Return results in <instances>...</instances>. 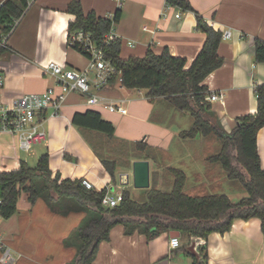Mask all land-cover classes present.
I'll return each mask as SVG.
<instances>
[{
	"label": "crops",
	"instance_id": "crops-1",
	"mask_svg": "<svg viewBox=\"0 0 264 264\" xmlns=\"http://www.w3.org/2000/svg\"><path fill=\"white\" fill-rule=\"evenodd\" d=\"M69 1L27 0L23 13L26 15L18 23L17 34L21 33V36L9 45L8 39L18 19L8 26L9 30L14 26L6 41L13 63L0 61L1 103H11L22 94L37 93L53 86L55 78L45 69L51 61L75 69L86 67L85 55L67 44V23L74 18L65 11ZM188 1L194 11L166 6L165 0H79L83 12L93 11L98 17L115 14L119 3L121 11L114 24V33L120 39L119 54L123 58L143 56L148 49L160 53L166 48L172 55L186 58V66H189L205 37L197 29L195 11L214 28L230 30V37L221 38L218 44L217 54L222 57V62L202 81L209 92L223 93L221 100L208 104L211 117L229 132L236 125L237 117L255 111L254 86L264 84V61L258 62L255 55L256 38L264 41V0ZM176 13H180L179 18L175 17ZM26 17H29L28 22L21 24ZM9 30L0 27V34ZM32 36H35L34 49L27 47ZM91 91L116 105L122 104L127 112L118 114L102 105L88 104L77 91L67 93L60 113L43 121L47 141L39 144L42 147L37 150L39 155L48 154L49 167L54 174L58 172L62 178L86 179L95 189L112 184L122 190L117 187V184L123 186L120 185L121 174L127 173L130 176L127 187L132 185V162L147 159L150 182L153 170L159 166H166L165 169L173 166L186 174V193L199 190L198 186L208 178L211 190L223 189L222 193L229 194L221 186L232 180L220 164L209 160L210 155L199 160L191 153L192 139L200 135L187 140L179 137V132L191 125L188 112L177 109L163 97L148 100L146 89L125 88L118 81L109 82L100 89L92 87ZM87 109L98 111L102 119L112 123L114 134L111 137L72 124L73 114ZM118 123L125 127L115 135ZM256 138L260 167L264 169V125L258 129ZM138 142L147 145V154L140 157L136 155ZM215 142L218 151L219 143ZM155 150L165 157L163 163L151 154ZM176 150L181 152L180 159L186 160L182 166L174 164ZM102 159L117 161V180L112 181L105 172ZM19 160L12 161L11 169L18 168ZM72 161L84 165L85 169ZM216 164L220 166V172ZM21 197L22 204L19 199L17 212L0 222V232L6 236H3L6 244L13 251L12 264H65L70 261L75 249L64 245L62 240L84 213L62 215L50 210L41 197L32 205L24 192ZM124 229L119 224L111 228L108 239L99 244L92 264H264V234L257 218L234 220L222 235L211 232L205 239L178 230V235L164 231L147 239L144 233L127 234ZM174 237L178 245L172 247L170 239Z\"/></svg>",
	"mask_w": 264,
	"mask_h": 264
},
{
	"label": "trees",
	"instance_id": "trees-1",
	"mask_svg": "<svg viewBox=\"0 0 264 264\" xmlns=\"http://www.w3.org/2000/svg\"><path fill=\"white\" fill-rule=\"evenodd\" d=\"M165 3L182 11H194L188 0H165ZM27 4V0H5L0 9L1 29L9 30L8 26L23 15ZM65 11L74 16L67 23V39L76 30L89 32L94 43L102 47L104 58L118 71L112 75L111 82L120 76L123 87L146 89L148 100L163 97L177 109L188 112L191 125L179 132L181 139L215 136L218 151L210 155L209 160L220 164L227 177L240 184L247 196L234 203L225 193L188 194L184 190L186 174L172 166L166 168L167 174L173 176L170 191H162L151 184L146 199L137 201L123 188L122 200L115 206H105L102 203L106 193L104 187L86 189L81 178H62L58 172L54 174L49 167L48 154L43 153L35 166L22 159L18 168L0 172V216L8 219L17 212V202L23 192L31 205L41 197L55 213L83 212V219L63 239L66 246L75 249L74 256L65 264H92L99 244L108 239L116 224L123 225L127 234L137 231L144 233L147 239L174 230L205 239L211 232L222 235L234 220L257 218L264 234V169L260 167L256 148V133L264 125V84L254 86L255 111L237 117L236 125L229 132L214 121L206 100L209 91L202 81L222 62L217 54L222 31L206 23L195 11L197 29L205 37L189 66H186V58L172 55L166 48L160 53L148 49L143 56L123 58L119 54V38L108 45L103 43L104 34L119 19L121 10L118 7L114 19L98 17L93 11L83 12L79 0L69 1ZM72 47L82 52L78 46ZM255 55L258 62L264 61V41L258 38ZM71 122L108 137L114 134L112 123L102 119L96 110L75 112ZM136 149L138 157L147 154L146 144L138 142ZM102 163L105 172L115 181L117 161L102 159Z\"/></svg>",
	"mask_w": 264,
	"mask_h": 264
},
{
	"label": "built area",
	"instance_id": "built-area-1",
	"mask_svg": "<svg viewBox=\"0 0 264 264\" xmlns=\"http://www.w3.org/2000/svg\"><path fill=\"white\" fill-rule=\"evenodd\" d=\"M5 0H0V9ZM166 4V3H165ZM170 4H166L168 6ZM119 8V3L117 4ZM114 19V14L107 16ZM175 17L179 18L180 13H176ZM114 24L111 29L104 34L103 43L108 45L115 38ZM13 30V26L9 31L0 34V50L6 46L8 36ZM230 30H223L222 39L229 38ZM68 44L72 47L78 46L81 53L85 55L88 62L83 69H75L63 66L55 61L47 63L45 69L55 78V83L51 87H47L37 93H25L16 98L11 103L0 102V135L9 133L15 136L16 145L19 150L28 151L34 146L45 144L47 141L46 128L43 121L48 117L57 116L60 113L61 104L70 91H77L86 98V102L91 105H102L111 112L125 114L127 109L122 105L112 103L106 97L93 93L91 88L100 89L107 83L111 82L113 74L118 71L111 62L104 58L102 47L98 46L91 38V34L87 31L76 30L69 34ZM117 81L120 83L121 77ZM2 81L0 80V86ZM223 98L222 92H209L206 96L208 102L219 101ZM11 168L4 166L1 171H8ZM82 185L86 189L94 188V184L86 179H82ZM105 196L102 203L105 206H115L122 200V192L112 184L105 187ZM172 247L178 245L176 237L170 239ZM14 255L12 248L6 244L5 238L0 232V264H12Z\"/></svg>",
	"mask_w": 264,
	"mask_h": 264
},
{
	"label": "rangeland",
	"instance_id": "rangeland-1",
	"mask_svg": "<svg viewBox=\"0 0 264 264\" xmlns=\"http://www.w3.org/2000/svg\"><path fill=\"white\" fill-rule=\"evenodd\" d=\"M25 15L26 14H24L20 18H18V20L16 22V25H15V28L13 26V28L15 30L13 31V34L10 35V37L8 39V42H7V45H9L10 43L12 44V40L13 39L15 40V39H19L20 38L21 33L17 34L19 32L18 23L20 22L21 19H23L25 17ZM28 18L29 17H26L23 20V23L21 22V24H23V25L26 24L28 22L27 21ZM23 25H21V26H23ZM34 37L35 36H32V39L30 41V44L27 47H31V48L34 49V47H35V38ZM10 53L11 52H10V49L8 48V46L5 47V49L0 53V61L1 60H5L7 62H10L11 61V63H13L12 60H11V58H10V56H11ZM0 64L2 65V63H0ZM3 65H5V64L3 63ZM142 92H143V90H142ZM187 114H189V113H187ZM188 116H189L188 121L191 124L190 114ZM116 126L117 127H116L115 135L116 134H119L122 131V129H121L122 127H125L122 123H118ZM96 132H98V131H96ZM98 133L101 136H104V134H102L100 132H98ZM149 137L151 139L153 138L152 135H150ZM216 140L217 139L213 135H209L207 138H202L200 136L195 137L194 139H192V145H191L192 151H191V153H193L194 156H196L195 158H197L199 160H201L202 158H205L207 155L214 154L217 151V148H215V144H216L215 141ZM41 147L42 146H39V147L38 146H34L31 150H28V151L22 150L21 151L19 149H16V138H15L14 135L9 134V133H7V134L5 133L3 135H0V168H2L3 166H6V165H8L9 167H10V165L12 166L14 164L12 161L13 160H19V158H20V160L21 159H25L30 166H35L36 163H37V159L39 157V154H40V153L39 154L37 153V150L40 149ZM117 147H118V145H117ZM181 150H182V148H181ZM174 153H175L174 154L175 157H177L176 158L177 161H175V163H174L176 166H179V165L182 166V164H185L186 163L185 158L180 159L181 158L180 157L181 155H179V154L181 152L179 153L176 150ZM35 154H38V155L35 156ZM151 154H153L154 157H156L159 161H161V163H163V160L165 159V157L161 154V152L155 150L154 152L152 151ZM71 163L74 164V165H76V166H78V167H80V168H82V169H85L83 167L84 165H81L80 163H76L74 161H72ZM216 165H217L218 171L220 172V166H218V164H216ZM165 167L166 166H159L158 169H156L155 171L153 170V174L154 175L151 176L152 177V182H150V185L153 184V186L155 188H158V189H160L162 191H170V188H171V185H172L173 176H171L170 174H167V171H166ZM213 167H216V166H213ZM116 178H117V176H116ZM209 182H210V180L207 178L202 183V185L200 184V186H198V189L199 190L194 191L191 194L192 195H205L206 193H222L223 191H225L223 189L211 190L212 188L208 187V183ZM196 183L198 185V182H196ZM227 186L229 188H227ZM117 187H119V188L122 187V188L128 189L129 192H131L132 197L135 200H137V201H144L146 199L147 189L148 188L135 189V188H133L132 185H129L127 187V185H125V186L124 185L123 186H119V184H117ZM221 187H223L227 191H229V194H227V195L229 196L230 200L232 202H234V203L235 202H238L239 199L247 196V192L245 191V189L242 188V187H240V185L238 183H235L234 181H228L224 185L222 184ZM21 194L23 195V193H21ZM22 199L23 198L21 197L20 198V204H22ZM69 213H74V212H69ZM77 213H83V212L78 211ZM83 217H84V215L82 216V218L80 219V221L83 219ZM3 220H5V218H2L0 216V222H2ZM79 222L77 224H79ZM76 225H75V227H76ZM3 236H4V234H3ZM4 237H6V236H4Z\"/></svg>",
	"mask_w": 264,
	"mask_h": 264
},
{
	"label": "water",
	"instance_id": "water-1",
	"mask_svg": "<svg viewBox=\"0 0 264 264\" xmlns=\"http://www.w3.org/2000/svg\"><path fill=\"white\" fill-rule=\"evenodd\" d=\"M131 182L135 189L149 188L150 174H149V161L147 159H138L132 162L131 168ZM120 185L128 184L130 176L127 173L121 174ZM178 235V231L170 232V235Z\"/></svg>",
	"mask_w": 264,
	"mask_h": 264
}]
</instances>
